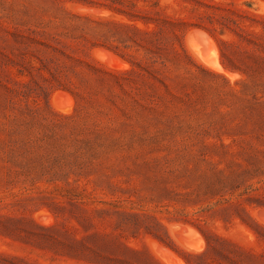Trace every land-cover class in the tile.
Returning a JSON list of instances; mask_svg holds the SVG:
<instances>
[{
  "label": "rangeland",
  "instance_id": "rangeland-1",
  "mask_svg": "<svg viewBox=\"0 0 264 264\" xmlns=\"http://www.w3.org/2000/svg\"><path fill=\"white\" fill-rule=\"evenodd\" d=\"M0 264H264V0H0Z\"/></svg>",
  "mask_w": 264,
  "mask_h": 264
},
{
  "label": "trees",
  "instance_id": "trees-1",
  "mask_svg": "<svg viewBox=\"0 0 264 264\" xmlns=\"http://www.w3.org/2000/svg\"><path fill=\"white\" fill-rule=\"evenodd\" d=\"M126 15H130V14H126ZM130 17L134 19H130L129 21L105 20V21H96V23L100 25L113 26V28L117 30L119 33H121V35L127 37L126 47L130 46L129 42H133L138 44L139 47L149 50L150 49L149 47H146L144 44L139 43L138 40L135 38V36L137 35H143L147 33V30L138 23L139 20L138 18L135 19V16H130ZM153 52L155 51H152V53ZM134 70L135 67H133L131 71Z\"/></svg>",
  "mask_w": 264,
  "mask_h": 264
},
{
  "label": "bare ground",
  "instance_id": "bare-ground-1",
  "mask_svg": "<svg viewBox=\"0 0 264 264\" xmlns=\"http://www.w3.org/2000/svg\"><path fill=\"white\" fill-rule=\"evenodd\" d=\"M210 65H212L211 63H209ZM217 66H219V65H217ZM220 67V66H219ZM213 68H214V66H213ZM218 70H219V68H218ZM220 70H221V68H220ZM233 75V74H232Z\"/></svg>",
  "mask_w": 264,
  "mask_h": 264
}]
</instances>
